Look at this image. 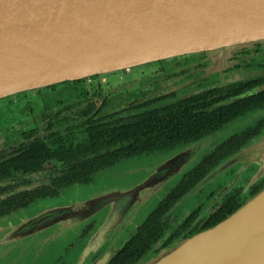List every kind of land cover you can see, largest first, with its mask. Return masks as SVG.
Returning a JSON list of instances; mask_svg holds the SVG:
<instances>
[{
	"label": "water",
	"instance_id": "1",
	"mask_svg": "<svg viewBox=\"0 0 264 264\" xmlns=\"http://www.w3.org/2000/svg\"><path fill=\"white\" fill-rule=\"evenodd\" d=\"M257 43H264V0H0V100L189 54L222 61ZM262 118L264 108L250 111L0 218V264H55L92 222L65 264H108L206 154ZM245 178L247 189L264 179V129L197 186L228 191ZM134 264H264V185L212 228L153 245Z\"/></svg>",
	"mask_w": 264,
	"mask_h": 264
},
{
	"label": "flooded vegetation",
	"instance_id": "2",
	"mask_svg": "<svg viewBox=\"0 0 264 264\" xmlns=\"http://www.w3.org/2000/svg\"><path fill=\"white\" fill-rule=\"evenodd\" d=\"M262 93L264 43H257L222 61L189 54L1 99L0 218L59 196L73 185L88 184L120 161L179 146L186 140L184 131L225 125L247 113V107L264 108L256 98ZM249 129L257 135L264 118ZM247 182L245 178L228 191L220 184L196 183L159 219L157 250L212 228L233 213L247 193L255 194L264 185L263 179L247 189L242 185ZM93 226L87 225L55 264H65L64 258Z\"/></svg>",
	"mask_w": 264,
	"mask_h": 264
},
{
	"label": "trees",
	"instance_id": "3",
	"mask_svg": "<svg viewBox=\"0 0 264 264\" xmlns=\"http://www.w3.org/2000/svg\"><path fill=\"white\" fill-rule=\"evenodd\" d=\"M256 98L260 99V103L258 105L260 106L264 105V93L256 96ZM252 108L253 107H247L248 109L247 113L250 112L249 109ZM230 121L232 120H229L228 122ZM221 125L222 124H213V125L211 124L210 127H205V128L198 126V128L184 131L183 135L186 137V140L184 139L183 140L184 142L182 144L189 143L191 141L199 139L219 129ZM242 132L245 135V136L242 135L244 136V138L237 136L239 134H235L234 136L230 137L222 144L216 146L214 150H211L208 154H206L203 157L202 161L195 168L191 169L188 173H186L183 176L182 180H180L175 185V187L168 192L166 197L147 217L145 222L138 228L136 233L131 235L130 239L123 245V247L120 250L116 251L115 256L109 261L108 264H134L145 253H147L153 247V245L155 244L154 242L160 236L159 233H161V227H160L159 219L162 217V214L165 213L166 210L173 205V203H175L183 195H185L190 188H192L196 183L200 182L201 179L206 175V173L212 167H214L223 157L233 153L246 141L250 140L251 137L253 136L252 134L255 133L256 130L249 129V130L241 131V133ZM171 145L172 144H169L168 147H170ZM223 145L225 146L223 147ZM222 148L223 149L226 148V149L223 150Z\"/></svg>",
	"mask_w": 264,
	"mask_h": 264
},
{
	"label": "rangeland",
	"instance_id": "4",
	"mask_svg": "<svg viewBox=\"0 0 264 264\" xmlns=\"http://www.w3.org/2000/svg\"><path fill=\"white\" fill-rule=\"evenodd\" d=\"M137 69H139V68H137ZM148 155H143V156H139V157H135V158H140V157H144V156H148ZM131 159H133V158H131ZM188 204H189V206H191L193 204V198H191V200L188 202Z\"/></svg>",
	"mask_w": 264,
	"mask_h": 264
}]
</instances>
